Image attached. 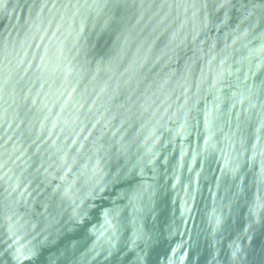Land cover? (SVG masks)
<instances>
[{
    "label": "water",
    "instance_id": "obj_1",
    "mask_svg": "<svg viewBox=\"0 0 264 264\" xmlns=\"http://www.w3.org/2000/svg\"><path fill=\"white\" fill-rule=\"evenodd\" d=\"M0 264H264V0H0Z\"/></svg>",
    "mask_w": 264,
    "mask_h": 264
}]
</instances>
